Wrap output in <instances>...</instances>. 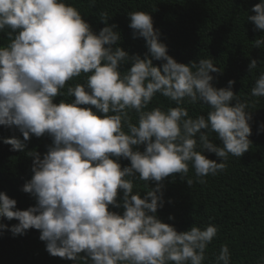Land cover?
<instances>
[{
  "label": "clouds",
  "instance_id": "obj_1",
  "mask_svg": "<svg viewBox=\"0 0 264 264\" xmlns=\"http://www.w3.org/2000/svg\"><path fill=\"white\" fill-rule=\"evenodd\" d=\"M250 12L253 30L264 31V0ZM127 15L133 39L145 40L143 57L118 46L121 35L106 10L99 14L105 26L95 32L67 0H0V33L8 41L0 46V126L23 136L4 143L22 151L32 136L52 141L42 157L27 153L33 175L21 190L34 206L20 210L0 192V218L18 221L10 229L0 223V231L39 230L51 256L74 264H205L218 227L177 231L158 218L163 182L178 174L191 187L226 171L230 156L241 158L252 146L249 109L258 100L234 93V80L215 87L212 73L221 69L211 57L177 62L150 13ZM252 46L264 48V36ZM257 67L252 59L249 73ZM157 94L175 106L149 108ZM249 96L264 97V71ZM58 97L72 99L54 102ZM197 104L207 106L206 115H189L186 105ZM136 181L148 189L143 198ZM210 264H232L227 244Z\"/></svg>",
  "mask_w": 264,
  "mask_h": 264
},
{
  "label": "trees",
  "instance_id": "obj_2",
  "mask_svg": "<svg viewBox=\"0 0 264 264\" xmlns=\"http://www.w3.org/2000/svg\"><path fill=\"white\" fill-rule=\"evenodd\" d=\"M67 2L79 9L95 32L105 26L99 20V14L108 11V24H116L115 30L121 35L118 46L130 55L139 54L141 57L147 52L145 40L133 39L127 14L131 11L150 13L154 29L160 31L161 42L167 45L168 54L177 62L188 64L211 57L221 69V72L212 73L215 87H227V82L234 80V93L242 99L258 100L249 109L252 113L249 121L252 146L249 151L241 158L230 156L226 171L205 177L203 184L196 182L189 187L178 174L165 178L162 190L164 207L156 213L177 231H187L193 224L204 227L212 223L218 227L217 237L208 246L205 264L214 260L223 244L229 247L232 264H257L264 257V131H259L260 125L264 124V97L254 98L249 94L256 77L264 71V48H254L252 41L264 36V31H254V24L247 21V15L254 14L250 9L259 0H96L93 7H89V0ZM7 42L6 34L0 33V46ZM252 59L258 61V67L249 73L248 65ZM160 63L153 61L157 66ZM129 67L123 65L121 70ZM60 99L70 101L72 98L58 97L54 102L58 103ZM157 106L166 109L175 105H170L167 98L157 94L149 108ZM186 107L193 117L206 115L209 110L200 104ZM132 115L135 122V114ZM14 136L23 141L18 131L0 126V192L15 199L18 209L26 210L35 205V199L21 190L33 175V158L27 153L36 151L42 157L52 141L47 135L40 138L32 136L24 142V150L12 151V146L5 144L4 140ZM204 154L209 159H217L212 153ZM119 162L122 167L130 165L128 160ZM189 176H194V173L190 171ZM135 183L140 186L138 190L143 198L148 189L143 181ZM155 184L150 181L149 188H154ZM110 210L123 212L122 208ZM169 216L174 219L169 220ZM0 223L10 229L18 221L0 218ZM39 236L36 229L15 236L10 230L0 231V264H74L71 260L51 256Z\"/></svg>",
  "mask_w": 264,
  "mask_h": 264
}]
</instances>
